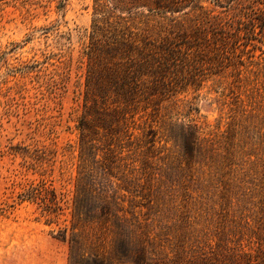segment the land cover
<instances>
[{"label":"rangeland","instance_id":"obj_1","mask_svg":"<svg viewBox=\"0 0 264 264\" xmlns=\"http://www.w3.org/2000/svg\"><path fill=\"white\" fill-rule=\"evenodd\" d=\"M116 6L154 42L160 24L203 12L225 34L209 33L200 80L131 119L127 133L107 135L87 116L92 149L81 127L93 26L104 17L96 8ZM194 134L203 153L191 160L221 162L220 172L184 162ZM95 184L124 196L118 215L131 211L86 228L101 231L114 264L126 261L130 229L146 264H264V0H0V264H69L75 208L102 215L86 193Z\"/></svg>","mask_w":264,"mask_h":264},{"label":"trees","instance_id":"obj_2","mask_svg":"<svg viewBox=\"0 0 264 264\" xmlns=\"http://www.w3.org/2000/svg\"><path fill=\"white\" fill-rule=\"evenodd\" d=\"M115 9L116 11L96 8V13L104 15V17L102 24H100V20H97L93 26V41L89 53L90 66L85 82L86 116L84 115L81 127L83 140L90 141L92 149L95 147L93 135H91L93 131L91 132L90 126H87L85 119L87 116L93 114L92 117H98L97 127L99 128L96 129H104L107 135L118 132L127 133L130 130L131 119L141 112L144 113L143 115L153 114L158 110L160 100L182 90L183 86L195 84L200 80L199 72L202 67L206 63L208 66V62H212L206 58L208 57L206 47L209 42V33L215 34L217 38H219V34L221 36L225 34V32H221L223 27L220 22L213 19L209 13L203 12L198 15L199 18H189L190 21L173 17L170 22L160 24L158 27L161 40L154 42L148 39L147 32L142 31L143 27L135 25L136 18L132 10L118 6ZM148 9L154 10L152 7H148ZM162 10L164 13L177 11L174 7L169 8L168 6ZM126 12L130 15H123ZM136 30H140V32L138 33ZM191 31H193V35H191ZM224 43L228 44L223 37L216 41V44ZM238 45H241L239 41H234L235 48ZM216 52L218 56H223V59H230L228 55H224L225 51L219 53L218 49ZM235 54L237 55V53ZM234 64L236 67L239 65L248 67L241 55H238ZM149 108H152V111H149ZM106 116H111V119L109 120ZM95 126L96 124L93 126V130ZM130 135L132 136L133 133ZM198 138V135L194 134V146L190 143L182 153L184 162L190 163L191 166L199 164L203 169L202 175L204 176L207 173L206 169L211 172L213 170L217 173L220 172L223 169L220 167L221 162L210 165L207 162L201 161L200 163V161L191 160L197 153H203L202 146L197 142ZM96 140L98 139L94 138V141ZM106 159H100L101 178L103 179L107 178L108 174L111 175L106 170L111 169L109 161ZM95 160L96 156L92 162ZM94 171V165L89 164L88 176L94 178ZM94 186L95 188L86 190V193L97 195V208L101 210L102 215L88 217L86 214L84 217L81 215L80 208H75L73 232L69 240L71 244L69 264H114L110 253L100 250L101 247L98 243L102 244L101 231H86V228L95 223L104 224L109 221L110 217H116L118 221H122V219L127 221L128 213L131 214V211L124 210L122 215L116 213L115 208L121 204L119 199L124 197L118 196L117 190L110 191L98 184ZM118 187L125 191L128 190L121 184ZM132 214L133 217H136L135 213ZM129 232L128 240L124 246V261L126 259L124 264H146L145 248L143 249L139 245L134 246L132 241L134 232L131 229ZM89 239L95 240V242H88ZM88 248L90 249L88 250Z\"/></svg>","mask_w":264,"mask_h":264}]
</instances>
